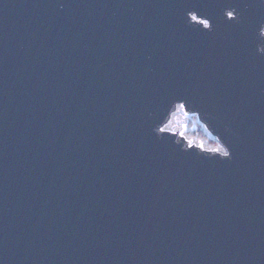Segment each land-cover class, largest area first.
Here are the masks:
<instances>
[{
	"label": "water",
	"instance_id": "1",
	"mask_svg": "<svg viewBox=\"0 0 264 264\" xmlns=\"http://www.w3.org/2000/svg\"><path fill=\"white\" fill-rule=\"evenodd\" d=\"M172 3L0 0V264H264V37Z\"/></svg>",
	"mask_w": 264,
	"mask_h": 264
},
{
	"label": "snow or ice",
	"instance_id": "2",
	"mask_svg": "<svg viewBox=\"0 0 264 264\" xmlns=\"http://www.w3.org/2000/svg\"><path fill=\"white\" fill-rule=\"evenodd\" d=\"M169 6L182 9L184 18L188 20L190 17L191 21L194 22L188 25L189 30L201 36L216 34L221 26V22L225 30L243 33L249 41L253 39L252 33L257 26L259 28V35L264 34V13L259 14L258 17L245 15V12L255 7L249 0H199V2L195 3L189 2V0H174V3ZM196 13H199V16ZM261 52H264V47L261 48ZM167 103L175 106V112L172 113V119L164 127L157 125L159 132H174L175 125L173 121L179 123L176 113L182 112L184 117H187L186 106L197 104L191 95L182 91L174 92L167 99ZM179 134L184 136L183 132ZM187 143L191 147L194 145V140L188 138ZM200 147L203 149V143L200 144ZM230 148L231 145L229 144L228 148H225L218 143L216 147L208 149V151L219 153L228 160H231L233 153L229 151Z\"/></svg>",
	"mask_w": 264,
	"mask_h": 264
},
{
	"label": "rangeland",
	"instance_id": "3",
	"mask_svg": "<svg viewBox=\"0 0 264 264\" xmlns=\"http://www.w3.org/2000/svg\"><path fill=\"white\" fill-rule=\"evenodd\" d=\"M178 116H182L183 113H176ZM184 116V115H183ZM183 125H185L186 130H185V134L187 135V137L189 138H193L195 141H201L203 142V144L207 147V148H213L216 147V145L219 143L218 141H216V139L211 136L206 130V136H203L199 133V123L197 122V119L195 116H190L188 115L185 119V121L182 123ZM220 144V143H219ZM221 145V144H220ZM222 146V145H221ZM223 147V146H222Z\"/></svg>",
	"mask_w": 264,
	"mask_h": 264
},
{
	"label": "built area",
	"instance_id": "4",
	"mask_svg": "<svg viewBox=\"0 0 264 264\" xmlns=\"http://www.w3.org/2000/svg\"><path fill=\"white\" fill-rule=\"evenodd\" d=\"M177 118H178L179 123H183L185 121V119H186V117H184L183 115L182 116H178L177 115ZM179 123H177L176 121H173V124H175V126H176V124L179 125Z\"/></svg>",
	"mask_w": 264,
	"mask_h": 264
},
{
	"label": "trees",
	"instance_id": "5",
	"mask_svg": "<svg viewBox=\"0 0 264 264\" xmlns=\"http://www.w3.org/2000/svg\"><path fill=\"white\" fill-rule=\"evenodd\" d=\"M198 130H199V133L201 135L206 136L205 129L201 125H199V129Z\"/></svg>",
	"mask_w": 264,
	"mask_h": 264
},
{
	"label": "clouds",
	"instance_id": "6",
	"mask_svg": "<svg viewBox=\"0 0 264 264\" xmlns=\"http://www.w3.org/2000/svg\"><path fill=\"white\" fill-rule=\"evenodd\" d=\"M262 2H264V0H262ZM260 36L264 37V34H262V35H260ZM262 47H264V45H260V46H258V51L261 52V48H262ZM261 53H264V52H261Z\"/></svg>",
	"mask_w": 264,
	"mask_h": 264
}]
</instances>
